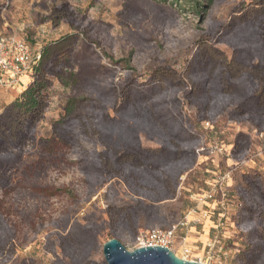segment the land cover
Returning a JSON list of instances; mask_svg holds the SVG:
<instances>
[{
	"label": "rangeland",
	"instance_id": "1",
	"mask_svg": "<svg viewBox=\"0 0 264 264\" xmlns=\"http://www.w3.org/2000/svg\"><path fill=\"white\" fill-rule=\"evenodd\" d=\"M253 1L0 0V34L17 35L39 50L68 38L59 48L64 55H52L46 63L45 105L39 119L31 128L27 126L34 139L20 150L0 148V164L11 161L0 172V181L6 182L0 185V264H55L63 258L72 264H106L102 249L110 239L133 251L139 231L172 225L178 226L171 250L181 259L264 264V133L257 135L253 123L234 121L227 112L197 122L195 108L179 95L180 108L168 106L196 138L194 165L179 176L173 199L161 201L132 195L124 179H104L96 161L104 145L92 135L100 124L96 119L105 115L141 117L137 126L151 129L144 122L148 100L137 103L145 107L121 109L129 74L137 79L130 91L132 103L141 86L151 85L155 70L180 76L195 73L200 47L214 45L229 59L238 55V49L220 41L232 30H240L245 55L262 50L255 28L263 21L264 10L254 12ZM56 9L61 11L58 20L49 19ZM216 19L220 20L217 41L207 30ZM208 63L204 59L201 73L213 80L206 70ZM30 83L0 92V121L15 115L14 104ZM234 94L235 99L242 96V92ZM207 95L214 99L218 93ZM72 98L79 103L73 116L80 123L69 138L65 137L69 130L63 129V140L58 141L52 127L67 116L64 109ZM251 109L247 119L252 122L264 114L262 109ZM85 127L91 135L83 133ZM137 132L143 149L162 145V139H151L144 130ZM239 133L251 136L252 147L247 159L235 162L231 151ZM239 145L241 154L244 139ZM169 159L158 158L163 164ZM174 174L171 169L162 173ZM227 174L217 187L216 203L206 199L218 178ZM154 179L156 183L147 190L161 197L157 185L162 182L157 176ZM221 191L227 193L224 201ZM238 198L243 199L242 210ZM252 221L258 228L247 231L243 226ZM191 225L196 231L190 232Z\"/></svg>",
	"mask_w": 264,
	"mask_h": 264
},
{
	"label": "trees",
	"instance_id": "2",
	"mask_svg": "<svg viewBox=\"0 0 264 264\" xmlns=\"http://www.w3.org/2000/svg\"><path fill=\"white\" fill-rule=\"evenodd\" d=\"M253 3L255 5L252 7L254 12L264 10V0H254ZM63 10H66L64 5L61 11ZM61 11L53 10L49 19L58 20V14ZM219 23L220 20L216 19V22H210L207 26L208 32L213 33L212 38L216 41L219 38ZM255 29L260 34V44L263 45L264 19L258 23ZM229 33V36H225L224 39L220 38V41L222 40L221 42L238 49L240 51L238 55L233 54L229 59L220 53L214 45L208 44L200 47L195 54L197 55L194 62L195 73L194 70H191L180 76L170 70H155L151 74V85L141 86L142 88L137 90L136 102L131 103L130 91L137 79L131 74L127 76L129 80L127 81V90L123 92L124 99L121 109L127 105L130 109L145 107V103H137L148 100L146 102L148 116L144 122L148 123L151 129L146 130L137 126L142 122L143 118L141 117L115 119L105 115L96 119V122L100 124L95 126L97 133L92 132V135L95 137L97 135L99 141L104 145V151L97 154L98 158L96 159L104 179L119 178L122 181L124 179L129 192L137 197L141 196L152 201L173 199L174 191L178 187L179 176L194 165V145L196 144V138L187 133L181 121L169 109L168 105L176 110L180 108L181 99L178 97L179 95H181L184 103L195 108L197 122L212 120L227 112V116L234 121L253 123L257 135L264 133V114L258 116L255 122L247 119L252 106L264 111V46L258 53L255 51L252 55H245L243 49L246 47L242 45L240 30H232ZM67 39L63 38L40 50V59L33 66L31 72V83L14 104L15 115L0 121V148L15 146L17 150H20L27 141L34 139L32 131L27 132V126L31 128L32 124L39 119L45 105L44 91L49 86L46 76V63L52 55L58 54L60 58L64 55L59 48L64 42H67ZM260 44L258 45L260 46ZM204 59L210 61L206 65V70L213 74V80L206 73H201L205 66ZM127 69H129L128 71L131 70V68ZM27 77L30 79V75ZM213 91L218 95L214 99H210L207 93ZM237 92H242V96L235 99L234 93ZM78 105L79 103L75 99L68 100L64 109L67 116L60 118L53 124V136L58 141L63 140L62 135H65L63 129L69 130V133L65 135L66 138L74 134V125L80 123L79 118L73 116L77 112ZM135 111L137 113V110ZM85 128L87 132L83 133L88 136L91 135L89 128ZM156 129L159 133L154 132ZM137 130L146 131L151 139L154 137L162 139V145L156 149H143L138 142ZM242 139H244L246 146L240 154L237 150L240 148L239 143ZM237 140L233 144L231 156L235 162H240L249 156L252 141L249 134L240 133L237 135ZM160 157L170 158L169 162L163 164L164 162L158 160ZM82 161L88 163V158L83 157ZM10 164L11 161L0 164V172L4 167H9ZM170 169L175 172L174 175H162V173H169ZM155 174L162 182L157 185L161 190L159 195H163L161 197L147 190L152 182L156 183ZM4 184L6 182L0 181V185ZM238 200L241 203L240 210H242L243 199L238 198ZM261 225L264 227V222ZM243 227L247 231L258 228L255 221L247 222ZM91 249L92 247L88 251ZM88 251L84 254L89 253ZM69 261L63 258V260H56L55 264H72Z\"/></svg>",
	"mask_w": 264,
	"mask_h": 264
},
{
	"label": "built area",
	"instance_id": "3",
	"mask_svg": "<svg viewBox=\"0 0 264 264\" xmlns=\"http://www.w3.org/2000/svg\"><path fill=\"white\" fill-rule=\"evenodd\" d=\"M39 59L40 50L34 48L27 40L13 34H0V92L20 88L22 86L21 78L31 74L33 66ZM227 177L228 174L218 178L213 188L205 195V198L214 200L218 191L217 187ZM220 195L222 201L227 197V193L223 191L220 192ZM177 226L172 225L167 229L149 228L139 231L135 238L137 248L161 246L171 250Z\"/></svg>",
	"mask_w": 264,
	"mask_h": 264
},
{
	"label": "water",
	"instance_id": "4",
	"mask_svg": "<svg viewBox=\"0 0 264 264\" xmlns=\"http://www.w3.org/2000/svg\"><path fill=\"white\" fill-rule=\"evenodd\" d=\"M102 251L106 264H203L181 259L161 246L138 247L128 251L114 238L103 245Z\"/></svg>",
	"mask_w": 264,
	"mask_h": 264
},
{
	"label": "crops",
	"instance_id": "5",
	"mask_svg": "<svg viewBox=\"0 0 264 264\" xmlns=\"http://www.w3.org/2000/svg\"><path fill=\"white\" fill-rule=\"evenodd\" d=\"M31 80H32L31 76H30V79L28 77H25L23 79V81H22V78H21L22 86L20 88H25L26 83H28ZM212 201H214V200H212ZM214 202L216 203V201H214ZM219 203H221V201ZM189 228H190V232L196 231V227L194 225H191Z\"/></svg>",
	"mask_w": 264,
	"mask_h": 264
},
{
	"label": "bare ground",
	"instance_id": "6",
	"mask_svg": "<svg viewBox=\"0 0 264 264\" xmlns=\"http://www.w3.org/2000/svg\"><path fill=\"white\" fill-rule=\"evenodd\" d=\"M25 77H27V75H25V76L22 77V81H23V79H24ZM19 89H20V88H19ZM186 240H188V238H185V242L187 243Z\"/></svg>",
	"mask_w": 264,
	"mask_h": 264
}]
</instances>
